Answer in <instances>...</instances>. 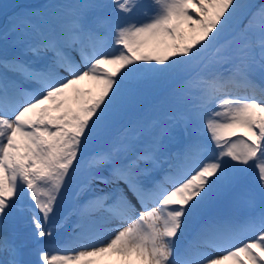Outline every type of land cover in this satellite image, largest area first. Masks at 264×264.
<instances>
[{
	"label": "snow or ice",
	"instance_id": "snow-or-ice-1",
	"mask_svg": "<svg viewBox=\"0 0 264 264\" xmlns=\"http://www.w3.org/2000/svg\"><path fill=\"white\" fill-rule=\"evenodd\" d=\"M107 7L110 12L89 20L86 10L105 6L78 5L70 21L45 34L29 49L36 56L53 54L39 67L20 56L0 58V219L6 221L27 197L40 244L51 235L49 219L79 167L78 157L106 131L128 91L141 80L195 65L200 71L185 87L190 96L195 89L192 110L215 150L193 140L159 179L151 178L147 167L158 166L154 152L128 155L123 140L96 152L87 161L89 181L81 191L92 181L116 186L98 189L85 201L72 240L39 247L34 264H264V88L257 97L260 85L252 79L257 67L264 71V5L251 12L237 36L223 42L221 34L237 13L253 5L112 0ZM144 7L152 9L144 12L147 19H133ZM224 63L230 65L228 75L214 70ZM240 86L253 94H236ZM257 160L260 211L252 208L257 194L244 193L252 209L246 217H208L181 248L190 221L206 202L240 179L236 165ZM113 223L117 226L110 227ZM0 252L11 257L6 264H33L18 259L19 248L4 235Z\"/></svg>",
	"mask_w": 264,
	"mask_h": 264
},
{
	"label": "rangeland",
	"instance_id": "rangeland-1",
	"mask_svg": "<svg viewBox=\"0 0 264 264\" xmlns=\"http://www.w3.org/2000/svg\"><path fill=\"white\" fill-rule=\"evenodd\" d=\"M37 1H39L38 4L40 5H45L48 2V0H42V1L40 0H0V40L1 41L6 43V42H9L8 39L20 40V36L24 32V28H23L24 24L26 26L29 25L25 17L29 16L34 21H36L34 10H32L29 14L28 6L31 4H34L35 2L37 3ZM239 2L242 5H253L254 7L250 9H247V8L242 9L240 12L237 13L232 23L221 34V42L227 39H231L233 36H237L240 30L242 29L243 25L247 24L248 18L251 12H255L258 9V6H260V4L264 2V0H239ZM49 3H50V0H49ZM36 10H37V5H36ZM10 14H15V15L19 14L13 20V23L15 24H13L10 21L11 20ZM29 44H31L30 39H29ZM212 51L213 49L210 48L209 53H204V55L210 56ZM232 51L233 53L237 52L235 47L232 49ZM229 68H230V65L227 63H224L221 65L215 66L214 70L222 72L225 75L226 73H228ZM198 71H200V69L197 68L195 65H192L190 66L189 71L187 72L173 74L170 76L141 80L139 83H140V88L142 90H140L141 92L138 93L137 96L140 98V100L144 104L142 112L140 114H136L138 116H136L135 114L129 113V112H124L122 110L123 108V105H122L121 108L113 115L106 131L101 136L96 137L92 141H90L86 150L83 151V155L78 157V160L80 161L79 167L77 168L74 174L70 173L71 178L67 181L65 186L75 191H78L79 186L75 184L77 181H79L81 185H84L82 183H85V184L88 183L90 169L87 166V161L96 152L105 150L111 147L113 143L120 141V140H123L127 145H129V147L132 146V144L134 146H139L140 145L139 142H136V143L134 142L135 137L130 132L132 131V127L136 129L137 131L139 129V133L142 132L140 121L142 118V114L144 112L149 113L148 115L150 116V119L152 121L150 125L153 126V131H155V129H157L160 132L164 131L163 130L164 127L162 124L168 123L169 128L168 129L164 128L166 130L167 136H168L169 131H171L172 134H177L179 136H182L185 133V130L182 127V125H180L179 123H174L173 120L167 121V119L171 115H173V110L179 111L178 114L181 113V110L175 103L176 101L174 102V98L182 99V100L187 99L189 103L195 101V99L193 98L195 94H193L192 96H189V93L186 91L188 89L185 87V81L189 80ZM202 74H207V71H205ZM252 79L258 85L264 84V71L260 70L257 67L254 73L252 74ZM248 90H251V91H247L246 94L252 95L253 89H248ZM192 91L195 92V89H193ZM254 91H255V94L257 93L261 94V91L258 88H256ZM182 96L184 98H182ZM157 104L160 106H157ZM180 105L182 107H185L187 110L189 109V106L185 102L180 103ZM169 107L173 108V110L169 109ZM191 111L193 112V110ZM144 118H148V116L146 115L144 116ZM116 120L119 121L120 125L118 124L119 126L116 127L114 131L113 126H111L110 124L112 123L114 124ZM148 121L151 122L150 120ZM125 124L126 126L123 127ZM125 131L126 133L124 135H121ZM172 138H174V135L172 136ZM140 140H141V136L139 137L138 141ZM175 141L180 142L181 137L179 139L175 138L172 140L173 146H175L174 145ZM94 146H97V148L95 149ZM99 147H101V149H99ZM131 150L132 149L130 148V151ZM241 166L244 167V169L247 171L250 170L249 164L247 165L241 164ZM104 171H105V174H107L106 169ZM256 176L258 177V170H257ZM86 195H90V193ZM86 195L84 197H86ZM218 199H219V195H213V197L208 202H206V204L203 206V209L208 207L209 211H211L212 209L215 208L216 202ZM23 201L26 203H30V202H27L28 201L27 197H25ZM79 201L77 202V204L79 203ZM68 206H70V204L67 200L64 201L63 199H58L56 209L54 213L52 214V216L50 217V219L54 218V215L58 213L59 209L66 211ZM18 210H20V207L17 206V208L11 213L10 215L11 217H8L7 220H9V225L12 231L11 233L12 236L16 237L15 239H18L23 242V243L20 242V244L27 245L25 244L27 243L26 239H24L23 236L25 235L24 232L27 233L28 231H30V228H33L32 220L22 222L23 215H26V213L21 214ZM22 210L27 212L29 215H31V212L29 211L28 208H23ZM58 215L60 216L64 214L58 213ZM56 223L57 221L54 223L55 225L54 224L52 226L49 225L50 226L49 228L50 229L51 228L63 229L66 226L65 223H61V224L59 223L56 224ZM31 238H34L33 235L31 236ZM36 247L37 245H35V249ZM29 251H32V250L30 249ZM29 256L32 257L33 262H35L38 258L37 252H34L33 255H29Z\"/></svg>",
	"mask_w": 264,
	"mask_h": 264
},
{
	"label": "bare ground",
	"instance_id": "bare-ground-1",
	"mask_svg": "<svg viewBox=\"0 0 264 264\" xmlns=\"http://www.w3.org/2000/svg\"><path fill=\"white\" fill-rule=\"evenodd\" d=\"M142 4L148 5V4H150V0H144L142 2ZM145 11L151 13L152 9L149 8V7H144V8L138 9L135 14L137 16H139V18L142 21H144V20L147 19V17L144 15ZM76 12L77 11H75L73 8H63V10H58V16L61 17L62 19H64L65 23H67L68 21H70L72 19V17L76 14ZM89 15L91 17H93L92 13H90ZM48 30H49V32L53 31L49 27H48ZM73 54L76 55L77 60H78L79 59L78 55L76 53H73ZM108 67L111 69V66H108ZM137 85H138V83L135 86H137ZM135 86L132 87V89H134ZM125 104L130 106L131 111L134 112V113L136 112V110H138V109L141 110V108H142V103L137 101L134 97H131V98L127 97ZM198 121H200L203 124V121L198 119V118H192L190 120V124L192 122H195V124H197L199 126H198L197 129H195L193 132L190 133L189 139L198 140L200 143L201 142L203 143V141H202L203 139L202 138H209L210 139V137L204 135L201 132V129H200V124L201 123H199ZM225 159H227V158H225ZM166 162L167 161H165L163 164L159 165V170L161 171V174L163 176L170 169L169 166H166V164H167ZM255 162L256 161H253V163H255ZM123 189H124V191L128 192L127 187H124ZM259 191H260L259 185L257 183H255V182H253L252 177H250V175L248 173H246V174H241L240 173V179L235 184H233L231 186H226L225 193H223L222 197L219 199V201L217 203L216 210L209 217H212V216L216 215L217 213H222V214H224L226 216H233V217H236V218L246 217L249 214V212L252 210L249 207V205L246 203V198L244 197V193H247V192H251V193L257 194L255 203L252 206V208H254L256 212H259L260 208H261L260 200H259V197H258ZM227 197L229 198V202H230L231 206L228 208L230 211L224 212L227 209L226 205L224 204V200ZM134 204H136V207L140 208L139 203L137 201H135ZM79 208H80V206H77V208H76V212H75L76 214H75V217H74L75 218L74 226H76V224L78 222V219H79V217L77 215V210ZM20 211H22V210H20ZM207 218L208 217L204 216L201 213L200 216H198V217L194 218L192 221H190V224L193 223L194 221L196 223H200L201 224ZM23 219H26V221H28V220H31V217H28L27 215H23ZM70 226H72V225L70 224ZM110 227H113V225H111ZM2 228L7 229L8 227L7 226H2ZM61 234H62V232H61ZM32 235H33V231L30 228V231L27 232L26 236L24 235V238H29ZM4 236H5V234H4ZM60 238H59L58 242H62V244H63L65 242H68V241L72 240L73 237L70 236L69 232L67 231L63 235H61ZM43 245L45 247V245H49V242H44ZM3 255H4V253L0 252V256H3ZM0 264H6V262L0 261Z\"/></svg>",
	"mask_w": 264,
	"mask_h": 264
}]
</instances>
